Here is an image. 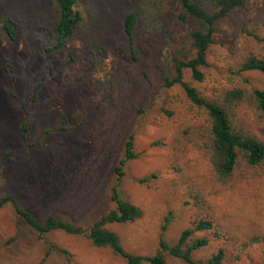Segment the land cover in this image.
<instances>
[{
	"label": "rangeland",
	"instance_id": "374dc122",
	"mask_svg": "<svg viewBox=\"0 0 264 264\" xmlns=\"http://www.w3.org/2000/svg\"><path fill=\"white\" fill-rule=\"evenodd\" d=\"M263 10L264 0H249L220 19L205 79L196 81L186 71V80L205 96L238 82L231 72L233 53L243 41V29L255 26ZM188 29L186 23L173 22L161 38L140 33L135 40L138 61L127 38L119 36L103 51L74 38L52 54L50 72L44 45L54 41L48 31L24 32L12 45L0 30L2 193L12 194L38 219L53 213L88 224L115 206L112 187L119 183L121 195L143 209L140 219L111 225L124 247L154 255L162 236L176 241L191 225L194 208L186 203V185L174 168L175 127L205 122L208 117L191 105L180 86L166 84L167 75L174 71L173 56L188 50ZM9 60L13 61L10 72ZM243 77L264 87L259 72H246ZM42 80L37 99L30 100ZM25 111L32 119L24 142L20 127ZM256 131L264 136V126ZM131 135L138 157L126 162L125 175L118 180L116 166L125 158ZM8 151L11 158L6 157ZM180 163L190 164L187 169L184 165L188 176L207 183L224 229L234 235L200 232L210 236L212 243L197 257L223 246L231 264H264V241L251 243L247 238L252 233L264 236V169L223 185L210 178L209 163L195 148L190 147ZM16 233L19 238L12 240ZM50 244L68 250L71 264H126L110 248L96 247L83 235L56 231L40 236L17 217L12 205L0 208V264H38L44 257V264H66L67 256L59 249L47 255ZM167 264L188 263L169 256Z\"/></svg>",
	"mask_w": 264,
	"mask_h": 264
},
{
	"label": "trees",
	"instance_id": "16d2710c",
	"mask_svg": "<svg viewBox=\"0 0 264 264\" xmlns=\"http://www.w3.org/2000/svg\"><path fill=\"white\" fill-rule=\"evenodd\" d=\"M119 2V5L116 2ZM249 0H0V30L12 45L24 33L46 30L52 44H45L49 72L52 68V54L61 51L74 38L90 48L103 51L120 36L127 38L132 57L139 60L135 47L137 36L142 33L152 39L163 37L173 22L189 26L188 50L173 56V74L167 75L169 87L180 86L192 106L203 110L207 120L200 123H180L175 127L173 153L175 170L186 185V195L192 203L194 216L191 225L183 229L179 238L168 242L162 236L159 250L154 255H142L128 251L113 224L134 222L143 216V209L121 195L119 183L112 187V201L115 206L88 224H81L68 217L47 214L38 219L27 208L19 204L12 194L2 193L0 187V208L12 205L18 218L40 236L62 231L70 235H83L96 247H108L123 258L126 264H167L169 256L188 264H231L227 260V249L219 246L206 257H197L212 243L207 234L214 232L217 237L231 232L224 229L217 213L206 182L188 176L189 163H180L190 147L198 150L210 166L213 181L230 185L243 180L250 172L258 175L264 169V136L256 131L264 126V87H256L244 78L246 72H259L264 76V10L256 17L255 26L243 29V41L234 51L231 72L238 82L224 88L214 89L205 96L190 81L185 73L189 71L196 81L205 79L204 69L209 66V53L215 42L217 22L242 9ZM12 71L13 61L7 62ZM45 79V77H44ZM43 79V80H44ZM43 80L37 83L30 100L35 101ZM170 116L172 110H167ZM31 114L24 112L20 137L29 138ZM250 119L252 123L248 121ZM12 151L6 153L11 158ZM138 157L134 136L126 141L125 158L119 161L116 170L118 180L125 175L127 161ZM6 160L8 158H5ZM4 164V163H3ZM2 164V166H3ZM186 165V169L184 168ZM154 175L140 179L149 181ZM19 233V231H18ZM18 239L19 234L16 233ZM227 236V238H229ZM251 243L263 242L258 233L247 235ZM230 239V238H229ZM59 249L71 264V254L50 244L47 255ZM47 257L38 264H44Z\"/></svg>",
	"mask_w": 264,
	"mask_h": 264
}]
</instances>
